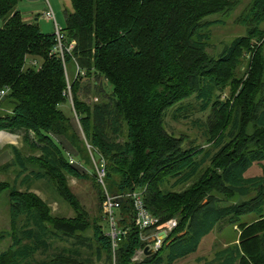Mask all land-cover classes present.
I'll list each match as a JSON object with an SVG mask.
<instances>
[{
    "label": "trees",
    "instance_id": "1",
    "mask_svg": "<svg viewBox=\"0 0 264 264\" xmlns=\"http://www.w3.org/2000/svg\"><path fill=\"white\" fill-rule=\"evenodd\" d=\"M19 1L0 0V92L5 91L0 105L10 106V112L0 115V130L22 131L25 143L32 133L31 145L45 156L40 160L43 175L54 181L77 215L53 216L34 194L0 182V193L9 190L11 226L24 221L17 243L33 240L31 246L0 253V264H24L28 257V264H84L77 246L47 254V237L55 239L59 232L90 225L66 184V176L86 175L69 164L61 147L65 141L85 164L89 159L80 144L90 145L104 158L109 192L144 189V205L159 222L177 220L158 250L133 260L145 243L134 226L130 201L124 199L116 210L117 227L125 233L112 247L102 209L104 193L96 183L101 219L91 224L92 242L86 246L95 245L97 253L109 260L114 253L116 264H173L195 251L199 236L214 225L232 226L242 216L254 214L261 220L241 231L229 264H264V177L242 178L253 163L264 161V42L254 46L250 42L264 40V0H252L238 16L246 34L224 46L218 57L207 53L208 35L201 30L213 22L208 16L230 12L236 5L233 0H70L72 10L65 12L61 29L63 45L73 43V48L64 50L63 60L54 52L55 34L41 32L36 21L25 22ZM243 50L252 54L241 82L232 78V70ZM68 62L79 68L70 93L82 140L61 109L68 100ZM84 77L104 79L111 86L110 99H104L97 88V102L81 100ZM202 81L212 89L205 100L218 98L208 116V141L229 139L206 166V155L198 159L202 148L182 149L181 140L162 127L168 108L191 96L203 98ZM226 84L232 92L239 88L231 105L219 99ZM10 148L14 162L22 166L21 151ZM171 178L191 184L181 191L169 190ZM39 251L49 259L37 261Z\"/></svg>",
    "mask_w": 264,
    "mask_h": 264
},
{
    "label": "rangeland",
    "instance_id": "2",
    "mask_svg": "<svg viewBox=\"0 0 264 264\" xmlns=\"http://www.w3.org/2000/svg\"><path fill=\"white\" fill-rule=\"evenodd\" d=\"M236 5L231 7V11L226 14H214L208 16L207 20L213 21L207 29L201 30L202 33H207V53L212 57H218L222 52L224 46L229 45L235 38L246 34V26L237 21L238 16L242 14L247 6L251 4L252 0H233ZM48 4L51 6L57 24L62 28L64 26L65 12L72 10L70 0H20L17 5L18 10L25 16H31L32 19H37L39 29L46 34L55 33L53 21L47 19L44 13L48 9ZM264 28V23L261 25ZM251 45H258L260 42H264L263 38L251 39ZM251 51H241L238 59L239 62L232 70V78L236 80H245V74L247 71V65L251 58ZM79 73V68L74 67L71 62L66 64V80L68 84L67 102L62 106V110L71 117V123L77 133L78 137L82 140L83 135L81 129L74 116V107L72 101V94L70 93V82L73 75ZM81 88L79 92V98L81 100L91 104L97 102L100 98L96 95L97 88H100L104 99L108 100L111 96V86L106 83L102 78L95 79L86 78L80 80ZM204 92L201 93L203 98H197L191 96L187 99L181 100L179 103L174 104L168 108L162 121V127L165 132L172 135L175 138L181 140V148L187 149L192 146L200 147L204 152L198 157L199 160H203V166L209 164L211 157H213L219 150L223 149L228 138H222L215 142L208 141L207 122L210 114L211 105L215 98L211 100H205L208 98L211 88L207 89V84L202 81ZM232 87L228 84L223 88L220 94V100H228L230 105L234 99V96L238 92L237 88L235 92H232ZM233 93V94H232ZM10 112V106L8 104L0 105V115ZM264 124V121L262 122ZM3 132V147H0V182L8 181L11 187L17 188L19 191H27L37 196L48 207L50 214L53 216L73 218L77 215L71 208L69 203L57 190L54 181L49 176H44L42 171L41 159L44 160L45 156L42 155L39 148H34L31 143H34L32 133H29L30 137L27 143H25L24 133L22 131L9 132L7 130H0ZM226 134V132H225ZM1 137V133H0ZM218 138V137H217ZM11 146H14L22 154V166L14 162L15 157L12 153ZM38 147V146H37ZM65 153H71L78 155L77 149H75L69 142L65 141L61 144ZM82 153L88 157V162L85 164L81 162L82 167L80 170L84 171L86 178L78 179L72 176H66V184L71 195L77 200L81 206V216H85L87 222L90 225L83 224L79 230L72 232H59L60 236L53 239L47 237L48 251L57 252L61 247L65 248H79L80 260L84 264H116V258L114 253L111 255V259L107 258L106 254H100L96 251V246H86V243L92 242V227L91 224L94 221L101 219L100 210V197L98 194V187L96 185L95 173L92 170L93 162L91 155L97 160L100 156L97 150L92 149L87 145L79 146ZM208 151L207 154H204ZM81 155V154H79ZM83 157V156H82ZM24 165V166H23ZM264 177V161L255 162L253 165L243 173L242 178H261ZM191 181L180 182L176 178L168 179L166 185L169 190L181 191L186 188ZM240 190H238V193ZM254 192L249 193L252 195ZM245 196H241L240 199H244ZM225 203V202H224ZM25 220V219H24ZM261 218L257 215H244L240 218L239 224L243 226L241 229L239 224L232 226H223L218 229V225L211 227L204 235L199 236V244L195 251L188 254L182 259H178L173 264H229L233 256L230 254V250L233 246L239 244V236L241 231L246 229L251 224L256 223ZM24 221L20 219L17 221V225L11 226L9 215V190L6 189L0 193V253L8 251L10 248L18 246H31L33 240L24 238L17 243L16 237L21 238L22 225ZM88 224V223H87ZM29 229V228H28ZM247 232V231H246ZM69 237H66L68 235ZM54 240V241H53ZM52 242V243H51ZM80 243V244H79ZM83 243V244H82ZM43 249V248H42ZM37 261L45 260L48 258L46 252L37 253L35 255ZM24 264L31 262L29 257L24 261ZM228 262V263H226ZM234 262H237L234 259ZM31 264V263H30Z\"/></svg>",
    "mask_w": 264,
    "mask_h": 264
},
{
    "label": "built area",
    "instance_id": "3",
    "mask_svg": "<svg viewBox=\"0 0 264 264\" xmlns=\"http://www.w3.org/2000/svg\"><path fill=\"white\" fill-rule=\"evenodd\" d=\"M44 16L47 19L53 21L54 30H55V40L56 46L54 48V52H57L63 60L64 50L70 52L73 48V43H70L68 46L63 45L64 35L62 33L61 27L57 24L54 12L51 6L48 4V9L44 13ZM5 93L4 90L0 92V95ZM88 147L90 145L86 144ZM69 164L82 167L81 161L77 159V157L71 153H66ZM91 159L93 162V171L95 173L96 182L100 185L104 193V199L102 201V209L103 213L108 221V234L111 237L112 247L115 246L116 241L119 239V234L125 233L124 231H120L118 229L117 220H116V210L120 207L121 202L124 199H128L132 206V210L134 213L133 223L134 226L140 230V239L145 243L144 247L137 250L135 255L133 256V260H139V258L144 255V250H152V252L158 250L163 242L168 237L169 233L176 226L177 220L176 218L171 219L166 222H159V219L151 214L144 205V189H136L134 191H130L124 194L119 193H111L108 191L106 186V163L102 156H99L97 160L94 159V156L91 155Z\"/></svg>",
    "mask_w": 264,
    "mask_h": 264
},
{
    "label": "crops",
    "instance_id": "4",
    "mask_svg": "<svg viewBox=\"0 0 264 264\" xmlns=\"http://www.w3.org/2000/svg\"><path fill=\"white\" fill-rule=\"evenodd\" d=\"M23 16V19L25 22H33V21H36L37 19H32L31 16H25L24 14H22ZM1 133V137H0V147H3V132H0Z\"/></svg>",
    "mask_w": 264,
    "mask_h": 264
},
{
    "label": "water",
    "instance_id": "5",
    "mask_svg": "<svg viewBox=\"0 0 264 264\" xmlns=\"http://www.w3.org/2000/svg\"><path fill=\"white\" fill-rule=\"evenodd\" d=\"M144 253L147 254V255H148V254H151V253H152V250H147V248H146V249L144 250Z\"/></svg>",
    "mask_w": 264,
    "mask_h": 264
}]
</instances>
